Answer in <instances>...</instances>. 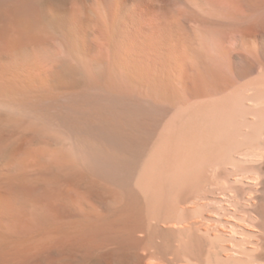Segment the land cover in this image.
Instances as JSON below:
<instances>
[{
    "label": "bare ground",
    "instance_id": "1",
    "mask_svg": "<svg viewBox=\"0 0 264 264\" xmlns=\"http://www.w3.org/2000/svg\"><path fill=\"white\" fill-rule=\"evenodd\" d=\"M142 3L143 0H0V97L11 102L17 99L20 106L37 118L66 130L71 145V151L65 156L60 149L38 138L29 127L18 136L10 131L8 136L0 135V142L5 140L0 159H8L7 163L2 161L4 170L0 168V261L4 264H11L14 246L21 240L16 239L13 233L16 230L4 223L5 218L10 221L13 215L11 210H5L1 194H6L5 198L11 201L19 196L22 189L19 187L24 184L36 190L44 182L39 188L43 191V187L49 189L53 183L47 181L49 177L45 179L47 176H43L46 182L41 183L39 175L23 169L15 172L18 158L15 160L12 150L18 139L29 143L26 149L22 148L25 158H22L24 162L19 158L21 162L36 166L42 172H54L55 179L63 180L55 182V186L64 182L61 188L66 184L68 189L64 190L69 192L64 194L68 209L60 206H65V202L58 205L59 219L47 222L38 231L42 238H55L81 228L84 222L81 224L79 218V189L83 188L84 195L90 198L100 199L96 185L103 183L121 189L122 196L102 219L97 215L94 220L83 217L82 220L88 221L84 225L95 228V233L96 228L99 232L105 231L104 237L108 233V238L112 234V237L126 234L133 244L140 243L134 234L143 228L140 221L145 215V206L141 207L139 190L140 195L129 187L138 164L139 174L134 182L141 185L145 193L143 203L156 220L155 224H146L148 242L153 243L151 248L159 254V261L154 264H255L264 260V251L249 253L240 242L225 238V233L238 232L236 228L241 221H232L229 225L228 219L223 222L225 218L213 217L224 214L219 204L223 200L218 198L224 197V202L236 208L239 205L244 189L238 182L241 180L235 177L241 179L251 171L264 175L262 163L245 159L248 155L264 157V137L257 133L259 125L246 117L260 111L244 106L242 93L248 84L264 83V71L220 92H156V88L153 92H142L140 72L145 39L139 21ZM263 6L264 0H237L234 8L241 14ZM149 7L155 15L156 0H149ZM90 76L93 80L89 82ZM13 95L17 97L14 99ZM244 148L251 151H239ZM22 152L19 157H23ZM234 152L242 158L233 156ZM82 171L92 179L81 177ZM144 180H151V187ZM61 188L55 189V195L63 193ZM165 191L172 193L168 203ZM161 221L172 226L171 230L161 229ZM114 238L110 240L113 242ZM124 240L122 237L117 243L123 245ZM163 248L169 249V257ZM132 256L139 262L144 258L136 253Z\"/></svg>",
    "mask_w": 264,
    "mask_h": 264
},
{
    "label": "rangeland",
    "instance_id": "2",
    "mask_svg": "<svg viewBox=\"0 0 264 264\" xmlns=\"http://www.w3.org/2000/svg\"><path fill=\"white\" fill-rule=\"evenodd\" d=\"M52 1L55 2L57 0ZM236 1L237 0H156V14L153 15L150 11L149 0H143V13L141 15L142 17H140L142 19L139 20L141 33L143 34V38H145L143 39V58L140 72L142 77V92H153L154 88H156V92H202L206 90L220 92L233 84L246 82L249 79L256 77V74H259V71H264V6L256 11H241L240 14V12L236 11L234 8ZM154 22L155 28L153 27ZM141 25L145 27H142ZM153 42L155 43L156 48ZM84 69L88 71L86 67ZM92 77L93 76H90V79L88 80L89 82ZM94 81L99 83L102 82V80L98 79H94ZM259 90L261 92H259ZM242 93L245 95L244 106L252 111H260V114H247L246 117L259 125L257 133L259 137L263 138L264 83H256L254 85L248 84L242 89ZM2 97L5 100H2L0 97L2 100V102L0 100V118L2 119L0 121L1 136H8L10 134L9 131L11 133H17L16 135L18 136L21 131H24L29 127V129L32 128V131L38 135V138L46 140L50 144V147L60 149L65 156L69 154L71 151V145L66 130L63 128H57L55 125L37 118L32 111L30 112L29 110L24 109L19 105L20 101L15 99L17 97L16 95H13L15 101L13 100L12 102L7 100L6 97ZM2 143L0 142V157L4 154L5 140L2 141ZM22 143H24V145ZM28 145V142H23L20 139L13 143V148H16L12 150L14 151V158L15 160L18 158V161H16V163L14 161V163L19 165L13 163L15 165V172L22 171L23 169L26 173L39 175V178L42 180L41 183L44 180L43 176H47L45 179L47 180L50 178L51 180L49 179L47 181H50L51 183L53 182L54 184L52 183L50 185L52 187H49V189L43 187V191L47 189L45 191L48 192L46 193L44 191V193H42V189L39 188L42 187L44 182L41 184L39 181L38 183L41 184V186L36 190L34 189L37 192L42 191L40 192L41 194L38 193V195L37 192L35 193L36 195H33L35 191L32 189V186H29L30 184H24L19 187V189H23H21L22 191H19V196H17L16 199L14 198L11 200L13 202L9 200V197L8 199L5 198L7 197L6 194H1V201L3 205L6 206L5 210H11L12 213H10L13 215V218L11 216L12 220L8 221L7 218H5L4 223L10 225L13 230H16L15 232L13 231V233L14 235L16 234L15 236L17 240H21H18V244L17 242L15 243L17 245L14 246L16 250L13 248L14 254L12 256L14 257H12L13 261L11 260V264H154L159 261L157 260L159 254H156V249L151 248L153 247V243L151 241L148 242V231L146 229V224H155L154 221L156 220L150 216L146 203H143L145 202L143 199L145 195L142 196L144 192L141 189V185L139 182H136L137 184L134 182L137 180L139 174L138 164L135 166L131 176L132 178L129 180V187L133 192L136 190V193L137 190H139L138 192L141 195L139 193L137 194L141 197V207L144 208L145 206L143 209V214L145 215H143V220L140 221L143 228L136 231L134 234V238L140 243L133 244L132 240L127 238L126 234H120V236L119 234H114L116 235L117 240L115 236V238L112 237V233V236L110 235V238H108L107 236H109L110 233L106 231L108 235L106 234V237H104L105 231L99 232L96 228V231L99 232H96L97 235L94 231L95 228L93 229L92 227V229H88L89 226L84 225V223H87L88 221L82 220L83 217H88V220H94V217L97 215V218L101 217L100 219H102L104 215L109 214L122 196L121 189L103 183H101V185H96V191H101H99L101 200L90 198L84 195L83 188L79 189V205H81L79 206V208L81 207L79 209V214H81V216L79 215V218L81 217L80 222L81 224L84 222V226L80 225L81 228L76 229L74 232L61 236L58 235L55 236V238L54 236L50 238H42L38 236L37 233L40 229L46 227L51 223L50 221L59 219L56 213L58 205L65 202V206L64 204L60 205L64 207V210L69 206L67 204L68 202L66 203V197L64 199V194L69 192L64 190L68 189L66 184L63 189L64 182H60L62 185H58L59 187L55 186L59 183V179H55L56 177L53 175L54 172H42L40 169L36 168V166H31L30 164L27 166L23 163L25 154L22 152V148L26 149ZM34 147H36V144ZM17 149L18 153L15 152ZM239 151H251V149L244 148V150ZM21 152L23 153V157H19L21 156ZM232 155L236 158H242V155L238 152H234ZM19 158H21L23 162H21ZM245 159H250L259 165L262 163L264 166V157L248 155ZM0 160V168L3 167V169H1L3 171L5 168L3 162L7 163L8 159L7 161H5L6 159L4 158H1ZM25 161L28 162V159ZM81 177H84L86 180H90L91 178L83 171L81 172ZM235 178L236 180H241L237 181L240 182V184L242 183V188L244 189L241 198H239L240 201L238 200L239 205H237L236 208L231 203L224 202V197L218 198V200H223V202H220L219 204H222L224 214H216L213 215V217L225 218L222 219L223 222L228 219V222H231L229 225L234 223L232 221H241V225H237L236 228L238 232H234L233 234L229 233V235L228 233H225L226 237H224H230L237 242H240V246L245 248L249 253L261 254V252L264 251V245L262 244V241H264V175L262 172L251 171L245 173L241 179L238 177ZM143 182H146L145 184L147 185L149 184L150 187L152 185L150 183L151 180H144ZM145 184L142 185L147 186ZM54 186L55 188H53ZM61 186L63 187L61 188ZM56 188H58V190L61 188V192L63 193L60 194L56 192L55 195ZM168 192L165 191L167 203L171 201L172 197V193ZM139 195L137 196L139 197ZM59 197L62 198L60 199ZM19 198L23 199L20 200ZM85 198L87 199V202ZM3 201H6L7 205H5L6 203ZM8 204L11 207H9ZM83 207L86 210L88 209V213H85L86 210H82ZM144 210L146 211L144 212ZM92 212L93 214H91ZM101 213L103 216H100ZM63 219L64 218H60L62 221ZM250 222H254L255 225H252ZM159 227L164 230H168L169 228L171 230L172 226L161 221L159 222ZM173 229H175V227H173ZM30 237H32L34 241ZM119 237L126 238L123 245L119 242V244L117 243V241H120ZM113 238L116 241L113 240L115 249L113 248V242L110 240ZM104 241L108 242V244L105 242L106 245ZM157 242H161V240ZM222 242H220V245L223 244ZM148 245H150V247ZM116 246L117 249L119 248L118 251ZM129 246L131 249H129ZM21 247L23 249H21ZM132 247L136 250L132 249ZM120 249H122V251ZM167 249L168 248H163L162 250L167 253L169 251V249ZM123 250L126 251L124 252ZM132 250L135 251L133 252ZM119 251H121L120 254L123 256H121L120 259L118 258V255L120 256V254H118ZM19 252L21 254H19ZM44 252L47 254L46 256H44ZM132 253H136L139 256L141 255L142 258L144 257L143 261L139 262L132 256ZM262 253L264 254V252ZM168 255H170V252H168L166 256L169 257ZM27 257H29V259ZM22 258L25 259L23 260ZM0 264L4 263L0 261ZM255 264H264V260H259Z\"/></svg>",
    "mask_w": 264,
    "mask_h": 264
}]
</instances>
